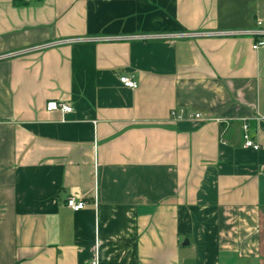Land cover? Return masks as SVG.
<instances>
[{"label":"crops","instance_id":"1","mask_svg":"<svg viewBox=\"0 0 264 264\" xmlns=\"http://www.w3.org/2000/svg\"><path fill=\"white\" fill-rule=\"evenodd\" d=\"M257 29L264 0H0V55L185 33L0 58V264H264Z\"/></svg>","mask_w":264,"mask_h":264},{"label":"built area","instance_id":"2","mask_svg":"<svg viewBox=\"0 0 264 264\" xmlns=\"http://www.w3.org/2000/svg\"><path fill=\"white\" fill-rule=\"evenodd\" d=\"M262 23V21H260ZM240 32H247L251 33L253 35H264V29H257V30H243V31H235V33H240ZM185 33H133V34H123V35H104V34H98V35H91L87 37H70V38H65V39H58L50 42H45L29 47H25L19 50L11 51L5 54H1L0 58L3 57H12L16 55H21L25 53H29L32 51H38L42 50L48 47H51L56 44H61L64 42H73V41H114V40H133V39H154V38H174L178 36H183ZM189 35V33H188ZM253 47L255 49L259 48H264V39H258L255 40L253 43ZM121 82L131 88H137L139 86L138 81L135 79L134 76H129V75H121L120 76ZM47 109L48 110H53V109H62L65 112H72L74 110L73 106L65 101H57V100H51L47 103ZM185 111L186 109L184 107H181L179 111L177 109H173L171 113L173 115H176V118L182 119L185 116ZM189 118L192 119H207V120H213L218 118H213V117H205V115L202 112H195V113H190L188 114ZM244 139H245V145L247 147H254L256 149L259 148V144L255 143V141L251 138L250 134L248 133V124L244 123ZM66 204L71 207L75 211H79L83 209L87 205L86 200H76L75 197L69 196L67 199ZM91 264H102L101 261L96 258L94 259Z\"/></svg>","mask_w":264,"mask_h":264},{"label":"trees","instance_id":"3","mask_svg":"<svg viewBox=\"0 0 264 264\" xmlns=\"http://www.w3.org/2000/svg\"><path fill=\"white\" fill-rule=\"evenodd\" d=\"M22 1H25V0H22Z\"/></svg>","mask_w":264,"mask_h":264}]
</instances>
